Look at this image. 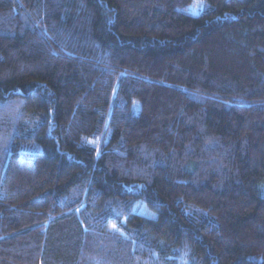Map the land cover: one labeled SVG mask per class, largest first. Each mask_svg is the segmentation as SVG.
<instances>
[{"label": "trees", "instance_id": "trees-1", "mask_svg": "<svg viewBox=\"0 0 264 264\" xmlns=\"http://www.w3.org/2000/svg\"><path fill=\"white\" fill-rule=\"evenodd\" d=\"M0 264H264V0H0Z\"/></svg>", "mask_w": 264, "mask_h": 264}, {"label": "rangeland", "instance_id": "rangeland-1", "mask_svg": "<svg viewBox=\"0 0 264 264\" xmlns=\"http://www.w3.org/2000/svg\"><path fill=\"white\" fill-rule=\"evenodd\" d=\"M203 8L205 7L204 3L202 2ZM202 5L195 7V6H191L190 10L192 14H200L202 11Z\"/></svg>", "mask_w": 264, "mask_h": 264}, {"label": "snow or ice", "instance_id": "snow-or-ice-1", "mask_svg": "<svg viewBox=\"0 0 264 264\" xmlns=\"http://www.w3.org/2000/svg\"><path fill=\"white\" fill-rule=\"evenodd\" d=\"M113 227H115V226H113Z\"/></svg>", "mask_w": 264, "mask_h": 264}]
</instances>
